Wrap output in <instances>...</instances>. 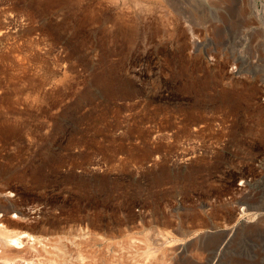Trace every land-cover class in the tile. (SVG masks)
<instances>
[{
  "label": "rangeland",
  "instance_id": "obj_1",
  "mask_svg": "<svg viewBox=\"0 0 264 264\" xmlns=\"http://www.w3.org/2000/svg\"><path fill=\"white\" fill-rule=\"evenodd\" d=\"M5 210L39 262L264 264V0H0Z\"/></svg>",
  "mask_w": 264,
  "mask_h": 264
},
{
  "label": "bare ground",
  "instance_id": "obj_2",
  "mask_svg": "<svg viewBox=\"0 0 264 264\" xmlns=\"http://www.w3.org/2000/svg\"><path fill=\"white\" fill-rule=\"evenodd\" d=\"M9 217L10 216H8V213L6 212V210L0 211V264H45L46 262L47 264H53L50 260L39 262V260L37 259V257L39 256V252L47 244L46 238L41 237V236L31 235L30 233H27L24 231L20 232V231L9 230L8 228L13 223ZM85 245L83 247H85ZM78 247L79 245L77 246V248L74 247L75 248L74 254L69 255V256H67L65 251H63L64 249H61L60 247L56 248L60 252L59 256L63 257L62 259L70 260L68 258L70 256L71 257L73 256L72 257L73 259L70 262H65L63 264H68V263L69 264H92L93 262L94 264H96V262L100 264V262L98 261H100L99 259L100 258L102 259V257H99V259L96 258L97 261L96 260L92 261V259H95V258H92L90 253H88L90 252L92 248L88 250L87 248L84 249L83 247H80V248ZM91 254H92V251H91ZM107 259L106 261L104 259L105 263L109 262V260L107 261ZM114 259L115 258H113V260ZM65 260H62V261H65ZM90 260L92 261V263ZM114 261L116 262L117 259H115ZM109 263L113 264L114 262L110 260ZM125 264H132V263H128L127 261L125 262Z\"/></svg>",
  "mask_w": 264,
  "mask_h": 264
},
{
  "label": "water",
  "instance_id": "obj_3",
  "mask_svg": "<svg viewBox=\"0 0 264 264\" xmlns=\"http://www.w3.org/2000/svg\"><path fill=\"white\" fill-rule=\"evenodd\" d=\"M239 227V225L237 227H235V229H237ZM226 234V233H225Z\"/></svg>",
  "mask_w": 264,
  "mask_h": 264
}]
</instances>
